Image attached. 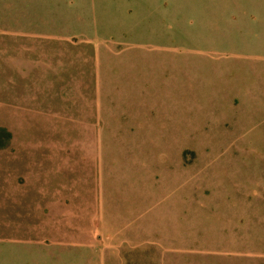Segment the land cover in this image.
<instances>
[{"label":"rangeland","instance_id":"1","mask_svg":"<svg viewBox=\"0 0 264 264\" xmlns=\"http://www.w3.org/2000/svg\"><path fill=\"white\" fill-rule=\"evenodd\" d=\"M0 4V264H264V0Z\"/></svg>","mask_w":264,"mask_h":264},{"label":"crops","instance_id":"2","mask_svg":"<svg viewBox=\"0 0 264 264\" xmlns=\"http://www.w3.org/2000/svg\"><path fill=\"white\" fill-rule=\"evenodd\" d=\"M3 4H0V6H2ZM13 60L14 61H12V59H11V64H9L11 67H13L14 65L16 66V67H18V69H17V73H19V72H21L22 70H20L19 68H20V66H23V64H22V62H21V60L20 59H18V57L16 56L15 58H13ZM20 70V71H19Z\"/></svg>","mask_w":264,"mask_h":264}]
</instances>
